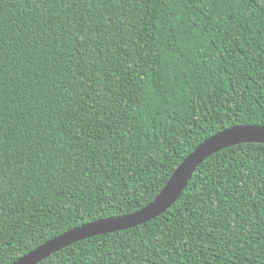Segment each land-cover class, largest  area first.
I'll list each match as a JSON object with an SVG mask.
<instances>
[{"label":"trees","instance_id":"obj_1","mask_svg":"<svg viewBox=\"0 0 264 264\" xmlns=\"http://www.w3.org/2000/svg\"><path fill=\"white\" fill-rule=\"evenodd\" d=\"M242 124L264 125V0H0V264L137 211ZM36 264H264V144L211 154L160 215Z\"/></svg>","mask_w":264,"mask_h":264},{"label":"water","instance_id":"obj_2","mask_svg":"<svg viewBox=\"0 0 264 264\" xmlns=\"http://www.w3.org/2000/svg\"><path fill=\"white\" fill-rule=\"evenodd\" d=\"M246 142L264 144V125H234L209 136L182 160L159 193L142 208L128 214L100 218L76 226L37 246L11 264H36L73 242L98 234L131 228L160 215L177 200L196 167L208 156L223 148Z\"/></svg>","mask_w":264,"mask_h":264}]
</instances>
